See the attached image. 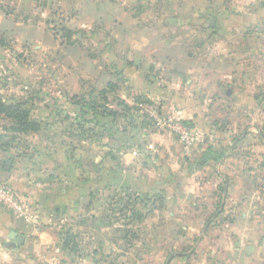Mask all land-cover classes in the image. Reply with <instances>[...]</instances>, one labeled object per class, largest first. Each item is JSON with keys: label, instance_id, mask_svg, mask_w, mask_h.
<instances>
[{"label": "crops", "instance_id": "crops-1", "mask_svg": "<svg viewBox=\"0 0 264 264\" xmlns=\"http://www.w3.org/2000/svg\"><path fill=\"white\" fill-rule=\"evenodd\" d=\"M69 1L81 19L80 27L72 26L73 29L90 23L113 24V44L121 46L104 52L114 56L116 67L108 69L107 78L117 85V103L134 107L141 98L153 104L149 113L154 118L157 111L166 117L183 112L184 119L195 129L213 137L207 142L205 139L209 144L205 153L211 152L216 158L200 162L201 168H192L187 175L183 148L171 133H157L149 124L140 125L139 134L146 139L143 143L153 140L166 149L167 159L159 157L155 163L159 160L174 178L164 179V172L158 178L135 175L131 173L132 166L130 170L126 167L132 156L121 159L118 155L114 172L117 183L135 185L145 194L160 196L163 203L149 213L167 212L177 243L181 230L188 234L199 230L200 226L189 225L187 219L176 221L192 214L203 229L197 250L209 239L213 247L211 264H264V237L248 224L250 215H264V64L256 61L264 56V0H137L150 10L145 27H137L138 20L124 9L122 0L102 1L99 6L91 4V0ZM33 19L26 14L23 18L7 15L0 7V39L17 48L55 47L45 24ZM126 27L131 48L123 51L126 44L116 33L125 32ZM199 72L209 82H199ZM123 87L127 90L122 96ZM33 162L26 169L22 162L6 163L0 158V183L16 185L11 189L20 202L30 207L32 215V220L26 221L0 208V240L4 239L9 251H28L36 248L35 242L41 247L50 243L52 228L46 225L63 221L64 214L68 215L72 208L70 185L55 184L61 181L56 178L62 170L46 166L41 172L39 167L45 161ZM186 183L194 186V201L187 207L170 209L171 200L183 201L182 195L177 197L180 191L176 189ZM88 213L82 205L80 215ZM12 232L25 236L22 246H7L14 242L9 238ZM221 232L226 234L224 239H219ZM41 247L38 248L42 250ZM202 258L207 261L208 256Z\"/></svg>", "mask_w": 264, "mask_h": 264}, {"label": "rangeland", "instance_id": "rangeland-1", "mask_svg": "<svg viewBox=\"0 0 264 264\" xmlns=\"http://www.w3.org/2000/svg\"><path fill=\"white\" fill-rule=\"evenodd\" d=\"M91 1L94 6H99L106 0ZM121 3L125 4L127 12L135 15L137 27L147 25L146 15L150 10L143 1L122 0ZM70 5L69 0H0V7L12 15L23 18L26 14L35 18V22L44 23L56 42L51 49L34 45L17 48L12 42L0 39V100L6 106L21 104L22 110L30 111L31 119L39 122L42 128L39 133L20 134L16 132L17 121L0 113L1 162L16 160L28 169L35 164L34 160H43L45 165L39 167L41 172L46 166L58 167L62 172L56 179L61 181L55 184L68 183L73 193L69 214H64L63 221L46 225V228H52L50 243L41 247L35 242L36 248L28 251H9L4 246V239L0 240V264H211L213 247L210 240L203 243L199 252L197 250L203 229L192 214L176 221L186 222L187 219L189 225L200 226L199 230L189 234L181 230L177 243L176 231L168 223L167 212L149 213L160 207V196L145 194L135 185L120 186L117 183L114 172L118 155L121 159L132 156L133 160L126 163V167L128 170L133 168L130 172L135 175L158 178L164 172V179L174 178L164 165L160 166L159 160L157 165L155 163L159 157H167L166 149L162 147V150L153 140L143 143L146 139L139 134L140 125L149 124L157 133H171L181 148L183 146L175 133L158 126L156 118L149 113L153 104L140 101V98L134 107L118 106L121 102L116 100L119 93L110 92V85L115 83L108 82L107 78V72L116 67L114 56L104 52H110L115 45L118 49L121 46L113 44V24L90 23L81 29H73L72 26L80 27L81 19L78 10ZM65 28L76 34L71 39L65 38ZM116 34L122 44H126L123 51L131 48L127 27L125 32ZM256 61L264 64V56ZM201 73L199 82H209ZM125 90L121 88L122 96ZM160 117L166 118L165 115ZM184 123L190 127L187 119ZM195 127L190 129L195 130L200 141L191 156L182 154L187 159V175L191 170L201 168L200 162L209 145L206 142L213 138ZM106 132L110 137L103 138ZM149 146L153 149L149 150ZM57 149L58 152H53ZM64 165L66 168L62 167ZM87 180L89 183H82ZM4 183L17 188L8 181L0 184ZM193 187L191 183L177 185L176 190L180 191L177 197L182 195L183 201L171 200L170 209L187 207L191 200L194 201ZM82 205L89 211L84 217L80 215ZM133 211L135 213L131 215ZM139 216H142L141 220ZM249 218L248 224L255 233L264 237V215H250ZM225 236V232H221L219 239ZM200 255L208 256L207 261ZM35 256H39L38 259Z\"/></svg>", "mask_w": 264, "mask_h": 264}, {"label": "built area", "instance_id": "built-area-1", "mask_svg": "<svg viewBox=\"0 0 264 264\" xmlns=\"http://www.w3.org/2000/svg\"><path fill=\"white\" fill-rule=\"evenodd\" d=\"M160 115L159 113L155 115L158 126L175 133L182 143L184 155L187 157L191 156L195 145L200 140L195 130H191L190 127L185 125L183 112H174L172 116L166 118H162ZM148 149L151 150L153 148L149 146ZM134 155H137V153L134 152ZM0 207L12 211L17 217L23 220H32L30 207L20 202L14 190L6 184H0Z\"/></svg>", "mask_w": 264, "mask_h": 264}, {"label": "trees", "instance_id": "trees-1", "mask_svg": "<svg viewBox=\"0 0 264 264\" xmlns=\"http://www.w3.org/2000/svg\"><path fill=\"white\" fill-rule=\"evenodd\" d=\"M36 2L41 1V0H35ZM6 13L7 15H12V13H10L9 11H6V8L1 7ZM63 31L65 32V38L67 39H71L75 34L76 31H72L68 28L63 29ZM115 88L116 85H110L109 90L110 92L115 93ZM108 101V100H107ZM119 106H124V103H119ZM21 104L15 105V106H6L5 103L1 102L0 100V113L1 114H5V117L12 119V120H16L17 121V125H19V127L17 128L16 132L20 133V134H28V133H38L41 130V124L37 121H34L31 119L30 115V111L27 110H22L21 108ZM128 105H125V107H127ZM129 107V106H128ZM108 111V110H107ZM190 127L192 128V124L189 122ZM103 138H108L110 137V134L108 132H106L105 134H103L102 136ZM158 197V196H155ZM159 200V206H161L162 202V198L158 199ZM155 201L156 203L158 202ZM153 202V204L155 203ZM135 213V211H133L132 213H130L131 215ZM139 219H142V216H139ZM70 237V236H69ZM70 239H67V241ZM65 249L68 250V243H66L65 245Z\"/></svg>", "mask_w": 264, "mask_h": 264}, {"label": "water", "instance_id": "water-1", "mask_svg": "<svg viewBox=\"0 0 264 264\" xmlns=\"http://www.w3.org/2000/svg\"><path fill=\"white\" fill-rule=\"evenodd\" d=\"M209 158H216V155L209 152L206 154V157L201 161V164H204ZM10 240L14 241L12 244L8 243V247H18L22 246L25 243V236L19 235L16 232H12L9 236ZM251 250V249H250ZM249 250V251H250Z\"/></svg>", "mask_w": 264, "mask_h": 264}]
</instances>
